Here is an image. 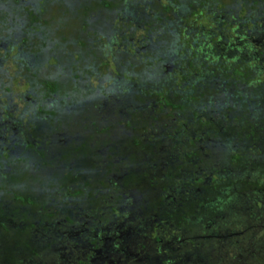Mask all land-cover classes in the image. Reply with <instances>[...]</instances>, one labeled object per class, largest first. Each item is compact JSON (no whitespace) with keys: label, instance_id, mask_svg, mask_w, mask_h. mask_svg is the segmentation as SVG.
<instances>
[{"label":"trees","instance_id":"obj_1","mask_svg":"<svg viewBox=\"0 0 264 264\" xmlns=\"http://www.w3.org/2000/svg\"><path fill=\"white\" fill-rule=\"evenodd\" d=\"M30 1L28 6L26 0H0V97L10 100L7 94L20 86L17 80L42 101H52L51 94L57 91L68 96L82 88L86 97H94L96 89L75 83L67 93L71 84L63 72V84L52 73L32 72L36 67H30L28 59L41 58L35 69L41 70L48 53L56 54L57 47L60 54L69 49L66 55L73 54V46L83 53L91 51V60L96 58L102 70L111 56L125 71L121 81H112L117 93L105 99L101 112L117 111V127L139 126L141 131L127 145L121 143L119 152L114 150L113 161L102 157L97 163L100 169L85 183L92 212L109 204L111 195L128 204L138 192L153 200L149 203L157 216H167L156 217L162 226L154 223L147 243L171 241L162 251L174 262L264 264V63L260 62L264 51L260 44L254 48L250 43L251 37L257 41L264 37V0H89L88 5L87 0ZM66 19L75 24L67 37L61 33ZM21 23L19 36L13 27ZM83 30L91 38L82 40ZM168 63L175 67L166 74ZM91 71L96 75L98 68L91 66ZM162 74L160 85L146 81L147 75L154 80ZM127 81L138 88H128ZM168 86L175 92L168 94ZM97 89L102 94L103 89ZM177 96L183 97L180 103ZM186 99L187 106L182 104ZM139 103L142 109L137 115L133 107ZM90 112L100 111L92 105ZM175 116L181 118L174 121ZM98 138L96 133L90 136L91 141ZM135 147L145 151L143 161L124 163L130 154L127 148ZM119 168L123 172L115 180L111 176ZM101 172L107 178H100ZM82 192L74 191L73 196ZM257 192L262 201L255 199L260 196ZM184 232H189L188 240ZM58 239L52 238L51 244L56 246ZM141 240L136 237L137 245ZM186 243L192 246L191 255L182 254L188 251Z\"/></svg>","mask_w":264,"mask_h":264},{"label":"flooded vegetation","instance_id":"obj_2","mask_svg":"<svg viewBox=\"0 0 264 264\" xmlns=\"http://www.w3.org/2000/svg\"><path fill=\"white\" fill-rule=\"evenodd\" d=\"M22 26L23 23L19 27L17 25L13 27L17 31L15 34H20ZM250 43L255 44L254 48L260 44L264 51V37L259 41L251 37ZM71 44L75 43L72 41ZM77 49L78 56L74 55L75 52L72 54L74 57L66 55L69 49L61 53L68 61L66 67L61 65L59 69V65H53L48 68H53L52 74L55 75L59 84L64 83L63 77L67 72L66 80L68 84H71L67 88L68 91L66 89L67 93L74 89H72L73 83L79 86L82 78L90 84L92 76L99 77L98 74H92L91 66L88 65L91 61V51L83 53L80 49L79 53V46ZM249 53H252V46ZM50 55L55 54L48 53L47 58ZM262 55L264 57V54ZM256 56L259 57V55ZM109 57L110 62H114L113 57ZM30 59H28V65L37 68L40 58L34 57L31 61ZM263 60L260 62L264 63ZM174 67L168 63L165 66V73L173 71ZM42 68V71L33 69L32 72L42 74L45 71V68ZM123 73L125 71L121 70L120 75L116 78L112 77V81L116 80V83L121 81ZM112 74L110 70L108 76L104 75V80L107 81ZM75 76L77 79L74 78ZM146 77V81L160 85L165 74L160 75V79L156 77L154 80L153 75ZM112 81L102 94L99 93V89H96L94 97H86L85 88L80 89L79 93L73 91L68 96L59 95L57 91L51 94L56 101L48 102L39 99L38 94L30 100L27 92L23 98L19 94L15 96V99L8 97L10 98L8 101L0 97V259L4 260V263L0 262V264H181V262L171 261L173 258L166 257V253L162 251L164 247L171 244V241H162V239L150 241L155 246L154 250L158 249L161 258L156 255L151 256L146 249L147 240H150L154 231L152 229L154 223L155 226H162V220L156 217H167L157 216L154 213L155 209L150 204L152 199L140 197L137 192L136 195L129 196L131 201L128 204L127 202L124 204L120 201L121 199L114 201L115 198L111 195L109 204L96 210L100 213L92 212L87 201L89 192L85 183L93 177L92 173L97 171L99 168L97 163L101 161L93 162L96 164L95 167H90L89 164V167L82 165L81 161L88 153L86 148L88 140L91 141L90 135L87 134L90 124H81V127L75 130V121L63 122L62 116L66 112L74 118L83 117V120L87 121L92 105L97 106V110L101 112L106 107L105 99H111L114 93H117V88ZM127 83L128 88H138L134 82L127 81ZM87 84L83 86L91 88ZM165 84L167 86L168 82ZM58 87L61 89L60 86ZM98 87L102 88L101 85ZM144 87L147 88L146 85ZM173 92L175 90H171L168 86V94ZM135 93L139 95V91ZM41 94L43 95L42 92ZM99 94H101V101L98 102L96 98ZM184 95L185 91L183 97ZM197 95L202 96L203 93L197 92ZM127 96L130 97L131 92ZM183 97H176L179 100L178 103ZM16 99L25 101L23 102L25 107L19 113L16 112L17 105L13 103ZM63 100L65 102H62ZM182 104L187 106L188 100L186 99V102ZM139 105L140 103L133 107L134 110H138L133 112L137 115L141 114L142 108ZM73 110H82L84 114H75V111L71 112ZM178 117L180 116H175L172 120L175 121ZM118 127L124 128L121 125ZM68 129H73L74 134H68L70 133ZM129 130H131L130 126ZM93 131L99 130L93 128ZM132 131L137 135V131L140 133L141 129L138 126L137 130L134 128ZM122 141H119L120 145ZM84 148H86L85 151ZM135 150L136 154L145 152ZM119 170L123 172L122 168ZM119 176L120 174H116L115 177L114 175L111 177L117 179ZM100 178H107V175H102L101 172ZM79 189L83 191L80 193L81 196L79 194L76 197L73 196V192ZM260 189L263 190L262 187ZM257 194L260 196H255V199L260 198L259 200L262 201V193L257 192ZM143 195L146 196V193ZM122 196L123 199L128 200V196ZM79 200L82 201L79 202ZM117 204L120 206L116 207ZM117 210L119 212H114ZM93 215L104 217V219L98 221ZM88 222L95 225L90 226ZM156 233L158 237H161L158 229ZM54 237H59L57 241H54L56 246H53L50 241ZM136 237L142 239L138 245ZM171 239L175 238L171 236ZM58 249H61L63 253L58 252Z\"/></svg>","mask_w":264,"mask_h":264},{"label":"rangeland","instance_id":"obj_3","mask_svg":"<svg viewBox=\"0 0 264 264\" xmlns=\"http://www.w3.org/2000/svg\"><path fill=\"white\" fill-rule=\"evenodd\" d=\"M93 1L94 0H91V2H93ZM137 1H139V0H137ZM26 2H27V5L30 6L29 4H31V1L30 0H26ZM89 3H90L89 0H87L86 5H88ZM146 11H148V10H146ZM103 15H104L103 13H100L99 16H103ZM97 17L98 16H96L95 18H97ZM61 18L64 20L66 18V16L64 18L63 17H61ZM66 21H69V20L66 19ZM74 25L75 24L73 22L69 21L67 27L64 28L61 33L63 35L65 34V37H67V35H68L67 32L71 31V29H72V27ZM86 38H91L90 34H88L87 31L83 30L81 32V39L85 40ZM51 44L52 43H50L49 45H51ZM77 50L78 49L75 47V48L71 49V52H73V53L75 52L74 53V55H75V54L78 53V52H76ZM55 51H56V54H55L56 56L55 55H50L47 58V60L42 64L43 67L46 66L47 68H49V67H53V65L54 66L55 65H59L58 66L59 69H61L60 68L61 65L66 67V65L68 64V61L64 57V54H60L59 47H57ZM14 52L15 51L13 50L12 53H14ZM0 55H1V53H0ZM57 56H60V57L57 58ZM40 59H39V61H40ZM70 60L73 61L72 59H70ZM83 63H85V62H83ZM119 64H120V66H119ZM119 64H118V62L114 63L112 61L111 62L109 61V63L107 64V67H105V69L102 70L100 67H98L99 66V61H97L96 58H93L88 63V65L92 66L93 69L98 68V73L97 74L99 75V77L98 76H92L90 84H87L84 81V78H82L81 85L87 84L89 87H91L94 90L98 88V85H101L103 90L107 89L108 86L111 84L112 77L116 78L118 75H120V71L123 69V65L121 63H119ZM7 65H8V67L10 66L9 64H7ZM3 67H6V66H3ZM8 69H10V68H8ZM105 70H107V73L105 72ZM110 70H111V72H113V74L111 75V77L107 78L108 79L107 81H105L103 77H104V75L108 76L107 74L110 72ZM10 71L12 73L11 69H10ZM41 71H42V69H41ZM139 71H140V74H142V71L141 70H139ZM43 73L45 75H48V74L50 75L51 73H53V68L45 70ZM114 73L116 74V76H115ZM65 74H67V72ZM51 75H54V74H51ZM17 83L20 86H13L12 90L7 95H11V97H13V99H15L16 98L15 96H17L18 94H20L22 96V98H23V96L25 95L26 92H27V94H29V96H31L33 98L36 96L34 92L32 94L29 93L31 90H29L28 86H27V88L25 87V85L22 86L23 85V81L22 80H17ZM100 97L101 96L99 94L96 99L100 100ZM1 98H2V100L6 99V97H3V96H1ZM23 102H25L23 99L22 100H18V99L14 100L13 103L15 105H17V110H16L17 113H19L21 111V109H23L25 107V104ZM105 110L106 109H104L102 112H99V113L98 112L97 113L90 112L89 115H88V118L86 117L87 121H84L83 117H78L80 119L74 118L73 115H70V114H68L66 112L62 116V118H63L62 121L63 122L69 123V122L75 121L74 122V125L76 126L75 130H77V127H81V124H84V123H86L87 125L92 124L90 121H92L94 123V124H92L90 129L87 130L88 131L87 134H89L91 137H94V133H96V134H98L99 138H98L97 142L88 140L87 147H86L88 149V153L86 154V157H84L82 159V161H81L83 166L89 167V165H90V167H95L94 163L100 161V159L102 157L105 160L108 159L109 161H113L114 158H115L114 157L115 156L114 150L116 148H118L117 152H119V150L123 146V144L127 145L129 140L135 135V132L132 131V129L131 130H129V128L119 129L117 127V122L119 121L118 120V115H120L117 111H115V112H113L111 114V113H107ZM101 115L104 116V118H105L104 120L99 119V117L102 118ZM113 116H114V119H113ZM109 117H111V118H109ZM109 125H112V126H109ZM104 126H106V128H107V130L105 132L97 133L96 131H93V128H95L97 130L98 128H102ZM68 130L70 132L68 134H70V135L74 134L73 133V129H68ZM71 133H73V134H71ZM120 140H123L121 142L123 144H121V145L119 143ZM86 148H84V151H85ZM135 149H137V148L135 147ZM135 149H133V151H132L131 149L129 150L127 148V150L130 151V154L126 157V161L124 163L134 165V164H139V163H141L143 161L142 157L144 156V154H141V153H137L136 154V150ZM90 150L95 151V155L94 154L91 155L92 152H90V155H91L90 156L89 155V151ZM79 163H80V161H79ZM119 173H120V170H118L116 174H119ZM88 180L91 181L90 179H88ZM259 209H262V207H260ZM88 224L90 226L95 225L94 223H89V222H88ZM193 232L196 233L197 229L195 228ZM184 235H185L186 239L188 240L189 232H184ZM203 237H205V235L201 236V238H203ZM207 242H209V241H207ZM60 243H61V241H60ZM186 245L188 247V251L189 252L185 250V253H182V254L183 255H191L192 246H190L187 243H186ZM154 248H155V246L153 245V243H147L146 249L149 252V254L151 256L156 255L158 258H161V254L159 252L155 251ZM186 252H188V253L186 254ZM204 260L207 261L205 258H204ZM163 261H165V260H163ZM171 261L174 262L175 260H171ZM180 261L181 260H178V261H176L174 263H180ZM263 262H264V260H263Z\"/></svg>","mask_w":264,"mask_h":264}]
</instances>
